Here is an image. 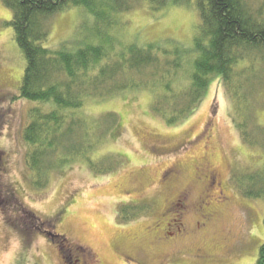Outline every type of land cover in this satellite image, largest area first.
Listing matches in <instances>:
<instances>
[{
  "label": "rangeland",
  "instance_id": "1",
  "mask_svg": "<svg viewBox=\"0 0 264 264\" xmlns=\"http://www.w3.org/2000/svg\"><path fill=\"white\" fill-rule=\"evenodd\" d=\"M254 1L256 6L264 3ZM11 18L12 10L0 0V153L7 161L0 170V264H67L66 260L81 264L70 254L71 245L86 254L92 251L102 264H254L264 243V200L247 198L235 178L264 165V136L251 131L246 138L238 123L250 111L248 124L264 127V84L255 79V95L238 109L220 78L212 76L196 111L175 125L152 109L155 95L148 87L90 98L75 110V116L89 125L102 114H118L115 126L90 154L97 161L107 156L100 163L112 160V167L100 172L78 157L51 172L48 183L37 188L25 161L29 145L24 131L32 107L51 105L20 98L25 60L12 26L6 24ZM199 20L195 6L170 5L154 11L141 4L122 14L108 36L116 54L135 40L141 44L163 39L169 49L190 50ZM95 22L83 6L57 13L50 19L45 46L104 44ZM185 65L172 89L189 85L193 69L191 63ZM209 157L228 200L207 199L204 209L218 216L198 228L196 208L203 185L196 178L202 176L203 158ZM185 191H189L186 233L166 243L157 241L152 231L159 226L164 233L162 222L178 217L163 219L170 202ZM7 194H14L17 201H10ZM125 204L139 209L127 220L121 214ZM24 205L44 223L29 213L22 217ZM24 225L35 233L29 240L22 233ZM46 230L66 238L62 241Z\"/></svg>",
  "mask_w": 264,
  "mask_h": 264
},
{
  "label": "trees",
  "instance_id": "2",
  "mask_svg": "<svg viewBox=\"0 0 264 264\" xmlns=\"http://www.w3.org/2000/svg\"><path fill=\"white\" fill-rule=\"evenodd\" d=\"M2 2L12 10V18L6 24L12 26L25 60L19 87L20 98L51 105L49 109L43 106L32 107L30 123L24 131L25 141L29 145L25 161L31 174V183L37 188L48 183L51 172L78 157L87 159L100 172L112 167V160L111 163H100L107 156L97 161L90 154L97 149L105 133L115 126L118 114H102L89 125L85 119L75 116V110L83 108L90 98L105 99L127 90L148 87L155 95L152 109L169 125H175L196 111L208 91L212 76L220 78L237 102L238 109L255 95V79L260 85L264 84V3L256 6L254 0ZM141 4L154 11L170 5L195 6L200 20L193 48L169 49L163 39L141 44L135 40L116 54L108 30L120 23L122 14L131 12ZM80 6L85 7L94 17L95 30L101 35L104 44L86 43L78 48L45 46L51 32V17ZM192 53L195 56L191 59ZM260 62H263L262 68H259ZM188 63H191L193 69L189 85L172 89L173 79L183 70V65ZM160 87L162 90H155ZM249 117L250 111L238 123L242 134L249 138V132L253 131L264 136V127L255 123L248 124ZM250 141L257 142L254 139ZM261 142L264 143L263 138ZM0 161L2 168H5L6 157L1 153ZM263 166L254 172L240 173L235 178L240 192L247 198L264 200ZM9 198L10 201H17L14 194L9 195ZM22 208V217L29 213L40 224L44 223L36 212L25 205ZM136 208L123 205V219L127 220L131 212L136 214L139 210ZM22 217L18 215V219ZM46 232L52 233L49 230ZM22 233L25 240L35 235L27 225H24ZM52 234L62 241L66 238L58 233ZM71 248L72 245L68 250ZM254 264H264V243Z\"/></svg>",
  "mask_w": 264,
  "mask_h": 264
},
{
  "label": "flooded vegetation",
  "instance_id": "3",
  "mask_svg": "<svg viewBox=\"0 0 264 264\" xmlns=\"http://www.w3.org/2000/svg\"><path fill=\"white\" fill-rule=\"evenodd\" d=\"M1 126V124H0ZM2 159V158H1ZM203 165L204 169L202 170V176H197L198 182L203 185L202 193L200 195L198 204H197V216L198 222L197 227H202L205 222H212L217 216L218 213L216 211L205 210L203 207V203L207 204V199L215 198L218 202H223L228 200L225 193L221 189V182H220V175L216 171L214 165L212 164L210 157L203 158ZM0 169L5 170L2 168V164L0 161ZM213 191V192H212ZM215 191V192H214ZM189 201V191L182 192L178 194L175 200L171 201L169 206L166 208V211L163 215V219L165 220L171 214H176L178 217L173 218L170 221L162 222L164 226V233H160L156 227L152 232L156 235V240L159 242H167L176 240L174 239L177 234L180 232L186 233L185 223H184V212L187 209V203ZM73 254L79 259L81 264H102L100 259L96 255L93 254L92 251L86 250L87 254L84 250H79V248L74 247L70 249ZM67 264H71L69 260H66ZM65 264V263H64Z\"/></svg>",
  "mask_w": 264,
  "mask_h": 264
}]
</instances>
